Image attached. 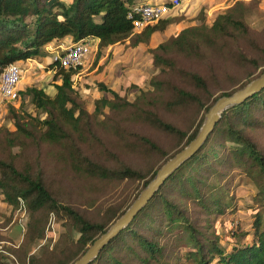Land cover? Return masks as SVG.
Here are the masks:
<instances>
[{"label":"trees","instance_id":"16d2710c","mask_svg":"<svg viewBox=\"0 0 264 264\" xmlns=\"http://www.w3.org/2000/svg\"><path fill=\"white\" fill-rule=\"evenodd\" d=\"M143 1L151 0H0V72L11 62L46 58L47 45L66 36L73 42L97 38L96 62L110 45L149 43L172 19L167 15L135 31L133 21L138 15L129 18L128 14ZM250 3L236 0L218 12L211 24L204 16L199 24L181 27L150 48L155 72L148 88L133 100L99 81L92 109L88 108L80 95L81 83L76 84L83 65L64 68L52 57L47 67L55 70V93L32 85L19 98L21 102V95L29 96L44 116L27 111L23 103L7 106L15 129L0 126V194L13 209L24 206L29 213L26 231L16 227L25 255L33 242L43 238L50 214H65L78 238L59 252L44 249L39 264H73L125 213L159 168L197 136L215 101L264 72L248 71L239 86L214 96L210 77L196 65L225 54L255 70L264 64V48L258 47L246 20ZM243 42L256 50L245 51ZM256 51L255 56L249 54ZM144 125L172 137L177 150L170 154L139 129ZM260 132H264V87L221 113L200 149L165 180L90 264H264ZM123 151L151 156L152 164L146 170L134 167L123 161ZM47 159L90 179L144 180L143 186L129 204L110 206L104 218L93 220L59 198L47 175ZM238 176L237 185L247 177L254 190L253 202L246 206L248 229L228 227L222 221L238 209L237 185L233 188ZM0 264L15 263L0 254Z\"/></svg>","mask_w":264,"mask_h":264},{"label":"rangeland","instance_id":"374dc122","mask_svg":"<svg viewBox=\"0 0 264 264\" xmlns=\"http://www.w3.org/2000/svg\"><path fill=\"white\" fill-rule=\"evenodd\" d=\"M181 5L171 12L168 16L172 19V23L166 28L169 34H174L181 27L199 24L202 17H206L207 23L211 24L213 18L218 12L224 11L231 6L236 0H181ZM251 2V10L246 15V20L254 32V38L258 47L264 48V0H246ZM166 36V35H165ZM157 36L154 44L165 40ZM151 41L153 39L151 38ZM73 42L70 39L63 42L60 51ZM123 42L122 44H124ZM126 51L129 44L124 45ZM245 51H249L255 47L250 42H243ZM50 52L46 58H29L25 62H21L26 70L25 81L29 86L35 85L37 87L46 88L47 92L52 93L54 90V75L55 70L48 69L47 63L52 60L55 50ZM256 50V49H255ZM97 50H92L90 54L83 60V68L77 75L76 84L79 85L80 95L87 100V107L92 109L93 102L96 95L95 85L102 80L109 87L119 91L122 95H126L130 100H133L141 89L148 88V81L151 75L155 72L152 65V58L149 59L147 52L141 54L139 57H125L117 58L120 53L114 48L106 55L105 49L102 50L101 57L103 58L100 67H97L96 62ZM259 52V51H258ZM151 53V52H150ZM260 53V52H259ZM250 55H257V51ZM128 56V55H127ZM100 60V59H99ZM33 61L42 62V65L36 71H32ZM212 63V66L210 65ZM199 70L210 77V85L214 90V96L221 94L223 91H228L244 81L245 75L248 71H255L257 75L264 70V64L259 68L254 69L251 64H239L236 57L233 59L228 54L219 57H211L208 60L197 61ZM195 65V66H196ZM87 68V69H86ZM86 79V82H83ZM106 81H104V80ZM59 82V80H58ZM83 82V83H82ZM88 85V88H85ZM28 86V87H29ZM90 87V88H89ZM221 88V89H217ZM88 89V90H87ZM23 103L24 108L32 114L44 116L43 112L37 110L29 96L21 95V102H15V106ZM101 116H96L100 120ZM0 126H5L11 130L15 129V125L9 115L8 107L6 112L0 111ZM139 129L156 138L166 149L171 150L170 154L177 149L174 148V139L166 134L157 131L149 126H140ZM260 141L264 143V132ZM19 149L16 146L13 150L17 152ZM173 149V150H172ZM151 156L140 155L131 152H122L123 161L133 165L137 168L146 170L151 163ZM44 162L46 159H43ZM157 162V160H156ZM160 162V161H159ZM164 160L161 161L163 163ZM160 164V163H159ZM47 175L54 190L58 193L59 198L64 203H69L84 216L93 220L104 218L106 209L110 206H115L120 203L128 202V204L140 192L144 180H125V181H101L90 179L81 173L76 172L71 167H64L61 169L47 159ZM247 178V177H246ZM245 182L241 180L237 185L239 176L236 177L233 188L236 186L235 193L239 197L238 209L234 213H227L222 217V221L227 222L229 227H240L248 229L250 217L246 212V206L253 202L252 194L254 190L249 178ZM29 213L24 206L14 208L7 204L4 196L0 194V254L12 260L15 264H39L44 249L49 251L59 252L65 248L69 241H74L78 238V232L72 226L69 217L65 214L60 216L51 213L45 228L43 238L33 242L29 247L26 255L20 247V240L22 236L18 234L16 227H22V232L26 231ZM18 234V235H17ZM33 264V263H32Z\"/></svg>","mask_w":264,"mask_h":264},{"label":"water","instance_id":"95a60500","mask_svg":"<svg viewBox=\"0 0 264 264\" xmlns=\"http://www.w3.org/2000/svg\"><path fill=\"white\" fill-rule=\"evenodd\" d=\"M264 87V72L257 78L247 83L231 95L219 97L205 114L203 124L197 136L189 142L182 150L169 158L157 171L154 178L140 192L139 196L133 201L131 206L121 215L109 229L99 236L87 251L78 258L73 264H90L95 259L101 249L116 236L125 226H127L135 215L149 202L156 191L161 187L165 180L188 158L196 153L205 143L208 136L214 130L215 125L221 117V113L228 108L242 102L246 97L261 90Z\"/></svg>","mask_w":264,"mask_h":264},{"label":"built area","instance_id":"2783aa9c","mask_svg":"<svg viewBox=\"0 0 264 264\" xmlns=\"http://www.w3.org/2000/svg\"><path fill=\"white\" fill-rule=\"evenodd\" d=\"M181 3V0L139 2L134 5L128 17L133 18L138 15L133 22L135 31H140L148 24L169 15ZM91 51V45L87 41L72 42L62 52L55 53L53 60H58L64 68L76 67L83 63L84 58ZM23 72V66L20 62H11L0 72V111L9 104L15 105V102L19 100V85L23 78Z\"/></svg>","mask_w":264,"mask_h":264},{"label":"crops","instance_id":"0c3cea01","mask_svg":"<svg viewBox=\"0 0 264 264\" xmlns=\"http://www.w3.org/2000/svg\"><path fill=\"white\" fill-rule=\"evenodd\" d=\"M151 1H159V2L161 1L162 2V1H166V0H151ZM196 1H199V0H196ZM174 10H176V9H173L172 12ZM167 30L168 29H165L162 32H156V33H154L153 36H152L153 41H150L149 43H141V44L136 45L134 47L129 46L128 48H126L127 49L126 51H128V54H127L128 56L126 55V53H124L125 52V47H123L124 45L128 44V42H125L124 44H122V43H116V44L110 45L107 48H104L105 51H106V55L105 56H107L108 53L114 48L115 50H118V52L120 51V53L116 56L117 58H125V57H128L129 58L131 56H133V58L134 57H139L141 54L146 53L145 52L146 50L148 51L149 48H152V47H154L156 45V44H154V41L156 40L157 36H160L161 39H164V38H166V36L168 38V37H170L173 34V33L172 34H169L167 32ZM69 39H70V36H66L65 38H63L59 42L50 43L49 45H47V48H49V50L51 52H53V50H55V53L60 52L59 49H60L61 45H63L62 43L63 42H67ZM87 42L91 45V48H92L93 51L98 49L99 40L97 38H88L87 39ZM147 56H149V59L152 58V54L150 52H147ZM102 57L98 61L99 63L97 62L98 64H97V67L96 68H99L100 67V63H101V61L103 59ZM33 62H35V63L31 64L32 65V68H31L32 71L33 70L36 71L41 66H43L42 65V62H37V61H33ZM22 66H23L24 72H23V78H22V80L20 82V85H19L20 92L25 91V89L29 86L26 83L27 80L25 81V77H26L25 73H26V70H25L23 64H22ZM100 81H102V80H100ZM104 81H106V80H104ZM43 89L47 92V90H46L45 87ZM55 91H56V89L54 87V90L52 91V93H50V92H47V93L53 95L55 93ZM6 111H7V107L5 106L2 109V112H6Z\"/></svg>","mask_w":264,"mask_h":264}]
</instances>
